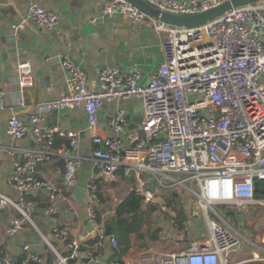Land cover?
I'll return each instance as SVG.
<instances>
[{"label": "built area", "instance_id": "obj_1", "mask_svg": "<svg viewBox=\"0 0 264 264\" xmlns=\"http://www.w3.org/2000/svg\"><path fill=\"white\" fill-rule=\"evenodd\" d=\"M151 6L177 15H194L231 0H144ZM264 4L262 2L236 7L206 24L185 27L168 24L150 16L129 0H107L102 16L120 14L132 21L150 20L156 31L165 32L162 44L164 62L143 81L140 70L124 73L120 66L106 64L96 70L99 86H88V73L69 56L62 65L68 78V89L57 99L37 103L38 113L30 123L19 116L9 119L7 133L13 140L28 139L35 146L23 149L9 147L13 158L9 183L24 195L38 189L45 190L49 203L47 214L59 213L67 200L65 189L77 184V173L82 167L79 155V134H63L68 143L54 147L58 128L43 123L42 113L65 109H82L88 116L89 128L98 126V113L104 101L137 99L143 107L139 126L127 136L121 133L131 123L124 109H118L107 120L108 133L94 135L96 144L92 158L103 181L113 183L121 170L136 177L133 190L145 204H158L164 180L182 184L194 196V210L176 229L186 230L201 221L208 230L206 237L193 240L182 248L171 241L169 252L157 257V264H233L231 254L243 242V236L219 210L237 214L245 205L261 207L262 216L254 224L258 242L253 244L264 251V198H258L255 183L264 193ZM39 26L54 29L59 24L58 14L33 2L27 18L16 26L24 28L27 19ZM18 83L22 91L34 86L35 77L29 61L18 64ZM5 94L0 89V109L4 108ZM18 151L20 156H18ZM65 158L64 187L56 182L36 177L39 165L53 158ZM174 175H182L178 179ZM152 181L153 185H150ZM189 181V183H187ZM87 191V216L90 231L98 241L82 249V242L66 228H54L56 239L68 240L70 254L60 256L55 264H88L84 259L97 260L108 241L117 247L115 236H107L106 223L99 220L100 195L98 182L91 180ZM34 202L25 196L16 201L0 193V206H15L21 217L11 220L7 232L17 235L25 223L34 226L31 210ZM159 240H167L165 231ZM51 245V244H50ZM52 246V245H51ZM24 257L9 261L0 253V264H34L43 256L25 244ZM257 257L264 259V256ZM108 264H120L111 261ZM240 264V263H238Z\"/></svg>", "mask_w": 264, "mask_h": 264}, {"label": "crops", "instance_id": "obj_2", "mask_svg": "<svg viewBox=\"0 0 264 264\" xmlns=\"http://www.w3.org/2000/svg\"><path fill=\"white\" fill-rule=\"evenodd\" d=\"M33 2L58 14L59 24L56 28L41 27L28 18L24 28L16 29V26L27 18L28 7ZM106 2L107 0H0V89L5 94V106L0 109V193L16 201L25 196L9 183L13 158L9 155L8 148L23 149L34 147L35 144L28 139L10 138L7 133L9 119L12 115H17L23 121L30 123L31 116L38 113L37 103L57 99L68 89L67 74L62 65L63 56H69L83 66L88 73V86L96 88L99 86L96 73L98 67L115 64L120 66L124 73L140 70L145 82L164 62L162 44L167 34L156 31L153 23L148 19L135 22L120 14L111 17L102 16V8ZM22 61L31 63L35 77L34 86L25 91L21 90L18 83V64ZM120 108L126 110L131 118V123L121 133V138L126 139L134 130L132 120L143 114L142 104L137 99L104 101L98 113V126L94 131L90 130L88 116L80 108L42 113L43 123L56 127L61 132L56 134V138H66L63 134L70 131L79 134L78 153L83 157V164L77 173L76 186L86 188V193L82 199L83 204H80L73 188L65 189L67 200L60 207L59 218L51 217L46 213V209L38 208L43 202L41 199L45 204L49 203L45 190L38 189L28 193L37 198L33 201L35 204L31 210V214L35 210L34 216H31L34 226L26 222L25 229L15 236L9 235L7 228L12 219L22 215L15 206L5 208L0 206V253L2 252L6 259L18 261L25 244L31 245L32 249L37 244H43L44 254L50 250L55 256V263H58L60 256L64 257L69 252V248L66 239L54 237L53 230L56 227L68 229L80 241L86 240L90 231L87 216L89 202L87 187L91 180L101 179L102 192L108 197L107 203L102 206L107 209L103 212L105 220L113 213L114 207L133 190L137 182L135 176L129 177L121 172L115 182L106 183L92 158V152L96 147L93 142L94 135L108 133L107 120ZM18 156H20L19 151ZM59 161L60 158L55 157L39 165L35 171L36 177L56 182L63 188L64 176ZM149 182L153 185L152 181ZM161 191L162 195L165 190ZM161 195L159 203L152 204L151 207L143 202L144 209L153 212L161 229L155 238L146 235L139 241L135 239L136 241L134 240L122 257L124 264H157V257L169 252L171 241L186 248L191 241L207 236V228L198 220L199 224L195 221L189 230L184 226L176 229L174 223H179L178 220L169 219L168 216L160 213V210H163L176 217L175 210L164 204ZM175 195L178 197L177 193ZM179 201L185 205L188 218L193 213L194 200L181 198ZM251 207L245 205L240 210H244L247 216ZM262 214V209L259 208L260 218ZM235 215L238 218L236 213ZM252 223V220H249V227ZM233 225L243 236V242L240 248L231 254V262L264 264V259L257 257V255L264 256V251L253 244L258 242L253 228H250L249 232L255 238H251L235 224ZM161 231L166 232L167 240H159L158 235ZM91 236L94 234L91 233ZM113 248L115 247L107 241L101 256L88 264H108L112 261Z\"/></svg>", "mask_w": 264, "mask_h": 264}, {"label": "trees", "instance_id": "obj_3", "mask_svg": "<svg viewBox=\"0 0 264 264\" xmlns=\"http://www.w3.org/2000/svg\"><path fill=\"white\" fill-rule=\"evenodd\" d=\"M68 142L69 140L67 138L57 137L54 147L58 148L59 146ZM121 172L124 171L121 170L120 173ZM97 182L101 201V204L98 207L99 220L105 222L106 224L107 222L111 224L113 232L112 235L118 240V247L113 248L114 254L112 255V261L115 260L120 262V264H124L122 257L127 253L134 240L136 239L139 241L140 239H144L146 235H149L150 238H155L161 227L157 222V219L154 217L153 212L144 209L142 197L137 195L134 190H132L118 205L114 207L113 213L105 220L103 217V212H105L107 209L103 208L102 206L103 204L107 203L108 197H106L102 192L101 179ZM257 197L264 198V193L257 194ZM25 198L31 201L37 200L36 197L30 194H26ZM41 201L43 202L39 204L38 208L40 207L41 209H46L48 204H45L43 199H41ZM164 203L168 208L175 210L177 220L180 223H183L181 222L182 219L186 220L185 216H183L184 218H181L185 212V205L178 200L176 195L172 196V199L170 200H165ZM228 212L232 213L230 211ZM34 214L35 210L32 212L31 216L33 217ZM97 241L98 236L90 235L86 240L81 241L82 249L84 250L86 248L92 247ZM103 249L104 247L100 250V253H102ZM69 254L70 251L67 252L65 256H68ZM23 257L24 255L19 256L18 261L22 260ZM43 258V262L34 264H54L56 260L54 254L50 250L46 251ZM77 262L78 260L76 259L68 260L69 264H75Z\"/></svg>", "mask_w": 264, "mask_h": 264}, {"label": "water", "instance_id": "obj_4", "mask_svg": "<svg viewBox=\"0 0 264 264\" xmlns=\"http://www.w3.org/2000/svg\"><path fill=\"white\" fill-rule=\"evenodd\" d=\"M132 3H134L136 6L141 8L143 11H145L147 14L150 16H153L157 19H160L168 24L175 25V26H185V27H195V26H200L203 24H206L209 21H212L216 19L217 17L223 15L224 13L245 5V4H250V3H257V2H264V0H231L227 1L225 3H222L221 5L211 8L209 10H206L204 12L194 14V15H188V16H183V15H177L169 12H165L162 10H159L150 4L146 3L144 0H129ZM143 116L140 115L132 120V128L136 129L139 124L142 121ZM66 159L65 158H60L59 164H60V170L62 172V175H65L66 172ZM256 187V192L258 194H261L262 191L259 187V182L256 181L255 183ZM74 193L76 194V199L80 204H83V200L85 197L86 193V188L80 187V186H75L73 188ZM25 194V193H24ZM153 211V208H151ZM237 216H238V229L239 230H244L246 226L245 222V211L244 210H238L237 211ZM51 217L54 218H59L60 214H52ZM106 234L107 236H111L113 234L112 232V227L111 224L107 222L106 224ZM37 252H39L42 256H44V245L43 244H37L34 248ZM84 262L89 263L90 259H84Z\"/></svg>", "mask_w": 264, "mask_h": 264}, {"label": "rangeland", "instance_id": "obj_5", "mask_svg": "<svg viewBox=\"0 0 264 264\" xmlns=\"http://www.w3.org/2000/svg\"><path fill=\"white\" fill-rule=\"evenodd\" d=\"M174 176L176 178H178V179L184 178L182 175H174ZM187 183H189V181ZM164 184L166 186L165 187V192L161 195V197H162V199H163L164 202H165V200L172 199V196H174L175 193L178 194V197L176 196L178 198V200H180L181 198H192V199H194V196L191 195V194H188L186 188L182 184H180V183H174L173 181L167 180V179L164 180ZM151 205L152 204H149L148 206L151 207ZM259 208L261 209V207L252 206L250 208V210H249L248 215L247 216L245 215L246 228L244 230H242V231L244 233H247L248 236H251L250 235V232H249L250 231V228H254V224H256V222H258V220L260 219V216L258 215ZM219 210L222 213V215H225V217L227 219H230L231 222L238 227V218L236 217L235 213H229V212H227V209L224 208V207H219ZM162 212H163V210L162 211L160 210V213L167 215L169 217V219H175V220H177V217H175V216L172 217L170 214H168V212H166V211L163 212V213ZM250 215H251V217H250ZM183 216H185L186 217L185 219H187V220L190 217L189 216L187 218V212H186V210H185L184 214L181 216V218ZM181 218H179V219H181ZM249 220H252V222H253L251 224V227H249ZM184 221L185 220H183V219L181 220V222H184ZM196 222H197V224H199L198 221H196ZM251 238H255V236H251Z\"/></svg>", "mask_w": 264, "mask_h": 264}]
</instances>
